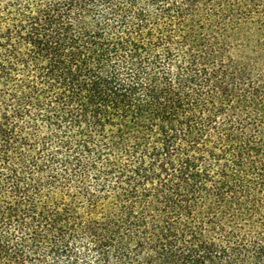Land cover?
<instances>
[{"label": "trees", "instance_id": "trees-1", "mask_svg": "<svg viewBox=\"0 0 264 264\" xmlns=\"http://www.w3.org/2000/svg\"><path fill=\"white\" fill-rule=\"evenodd\" d=\"M0 264H264V0H0Z\"/></svg>", "mask_w": 264, "mask_h": 264}, {"label": "rangeland", "instance_id": "rangeland-1", "mask_svg": "<svg viewBox=\"0 0 264 264\" xmlns=\"http://www.w3.org/2000/svg\"><path fill=\"white\" fill-rule=\"evenodd\" d=\"M241 44H238L236 42H234L233 44H231L230 48H231V51L232 52H235L239 47H240ZM243 212V216H246V217H249L250 215V211H248V209H243L242 210ZM243 228L246 230V232L248 233V235H253L256 231L253 229L252 227V224H250V228L247 227V225H242ZM249 230V231H248Z\"/></svg>", "mask_w": 264, "mask_h": 264}]
</instances>
